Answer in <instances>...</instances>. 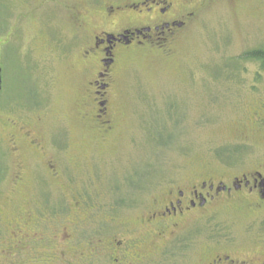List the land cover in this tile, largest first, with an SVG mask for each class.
<instances>
[{"label": "rangeland", "instance_id": "obj_1", "mask_svg": "<svg viewBox=\"0 0 264 264\" xmlns=\"http://www.w3.org/2000/svg\"><path fill=\"white\" fill-rule=\"evenodd\" d=\"M42 1L0 0V207L31 200L16 192L23 185L52 187L40 195L45 201L71 198L58 185L85 186L86 199L106 207L137 202L117 217L141 229L168 189L264 162V66L246 57L264 49V0H181L201 4L199 14L166 50L147 46L119 60L116 133L105 146L84 117L95 111L86 102L93 73L71 37L78 18L51 3L34 10ZM66 138L85 145L60 173Z\"/></svg>", "mask_w": 264, "mask_h": 264}, {"label": "flooded vegetation", "instance_id": "obj_2", "mask_svg": "<svg viewBox=\"0 0 264 264\" xmlns=\"http://www.w3.org/2000/svg\"><path fill=\"white\" fill-rule=\"evenodd\" d=\"M179 2L45 0L34 9L56 4L78 18L71 37L80 43L85 69L93 73L86 102L95 111L84 117L101 132V146L116 133L113 86L119 60L147 46L166 50L199 14L201 4ZM67 140L59 148L67 153L60 173L71 170L75 149L85 145ZM56 188L71 198L41 200L52 187L23 185L16 192L31 193V200L0 207V264H264V222H255L259 216L264 220V162L241 174L208 172L168 189L153 200L141 229L117 217L120 208L135 201L118 198L106 207L86 199L82 193L92 192L90 187ZM120 230H126L123 236Z\"/></svg>", "mask_w": 264, "mask_h": 264}, {"label": "trees", "instance_id": "obj_3", "mask_svg": "<svg viewBox=\"0 0 264 264\" xmlns=\"http://www.w3.org/2000/svg\"><path fill=\"white\" fill-rule=\"evenodd\" d=\"M246 57L262 62V65L264 66V49L252 50L247 53Z\"/></svg>", "mask_w": 264, "mask_h": 264}, {"label": "water", "instance_id": "obj_4", "mask_svg": "<svg viewBox=\"0 0 264 264\" xmlns=\"http://www.w3.org/2000/svg\"><path fill=\"white\" fill-rule=\"evenodd\" d=\"M2 84H3V79H2V68L0 67V92L2 90Z\"/></svg>", "mask_w": 264, "mask_h": 264}]
</instances>
